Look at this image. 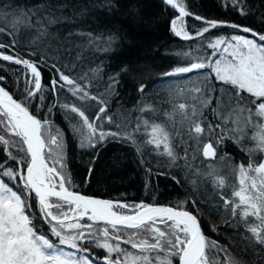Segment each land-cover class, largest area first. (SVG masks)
<instances>
[{"label":"snow or ice","instance_id":"1","mask_svg":"<svg viewBox=\"0 0 264 264\" xmlns=\"http://www.w3.org/2000/svg\"><path fill=\"white\" fill-rule=\"evenodd\" d=\"M162 2L175 12L170 31L192 42L162 74L175 94L158 97L167 108L138 101L113 110L119 73H105L101 57L124 37L100 16L119 0H0V70L18 66L9 71L19 91L0 75V264H240L205 233L194 198L171 206L77 191L65 158L70 139L91 154L86 182L99 149L118 142L134 147L149 173L154 157L184 172L193 195L210 185L208 210L242 228L235 239L264 264V31L209 20L186 0ZM224 2L248 14L244 0ZM129 14L143 22L138 10ZM187 17L203 26L188 30ZM226 141L246 161L224 151Z\"/></svg>","mask_w":264,"mask_h":264},{"label":"trees","instance_id":"2","mask_svg":"<svg viewBox=\"0 0 264 264\" xmlns=\"http://www.w3.org/2000/svg\"><path fill=\"white\" fill-rule=\"evenodd\" d=\"M119 3L120 7L115 13L100 16L101 21L114 30H120L124 37L114 52L101 57L105 65V73H119L120 82L117 88L119 102L111 106L113 110L118 109L121 104L131 108L138 101H143L154 102L162 109L167 108L168 105L158 97L167 98L174 95L175 91L173 86L161 82L165 79L162 74L174 66L177 60L175 51L186 49L192 42L182 41L170 31V20L175 12L166 7L162 0H119ZM186 4L192 13L209 20L228 21L251 27L258 32L264 31V0H244L247 15H240L230 5L225 4L224 0H186ZM137 10L143 17V22L130 16V12ZM185 26L194 32L203 24L185 18ZM213 31L218 34H228L234 30L219 28ZM16 67L18 66L9 65L0 70V75L9 78L7 87L19 95L17 86L12 83L15 73L9 71V68ZM122 69L126 70L122 71ZM47 75L45 73L46 79ZM140 85L146 86V95L138 91ZM62 115V113H54L52 118L55 124L64 127L67 121L61 119ZM223 150L236 162L247 159L232 141H226ZM260 155L257 153L256 159H259ZM65 158L76 190L89 196L129 203L142 201L171 206H176L185 198L196 199L200 203L199 212L205 233L211 239L226 245L230 254L238 259L240 264H257L256 257L251 251H245L243 242L235 239L244 234L243 229H237L235 226L226 227L221 213L208 210L209 207H215L210 204L212 200L210 185H201L195 189L196 195H193L190 189L195 186L184 182L185 173L178 172L175 168L169 169L163 158L154 157L148 162L152 168L149 173L134 147L110 142L99 149V157L94 162L90 182L85 181L86 169L91 159L90 153L81 151L75 141L70 139L66 146ZM194 163L199 164V160ZM164 171L170 174H160ZM173 176L181 183L177 184ZM211 226H215L218 231L212 232Z\"/></svg>","mask_w":264,"mask_h":264},{"label":"water","instance_id":"3","mask_svg":"<svg viewBox=\"0 0 264 264\" xmlns=\"http://www.w3.org/2000/svg\"><path fill=\"white\" fill-rule=\"evenodd\" d=\"M165 5V4H164ZM166 7H168L167 5H165ZM169 8V7H168ZM170 9V8H169ZM188 19H191V20H193V21H195V22H197V23H200V24H202V22L201 21H197V20H195L194 18H192V17H187ZM247 35V34H246Z\"/></svg>","mask_w":264,"mask_h":264},{"label":"rangeland","instance_id":"4","mask_svg":"<svg viewBox=\"0 0 264 264\" xmlns=\"http://www.w3.org/2000/svg\"><path fill=\"white\" fill-rule=\"evenodd\" d=\"M168 79H175V78H168Z\"/></svg>","mask_w":264,"mask_h":264}]
</instances>
